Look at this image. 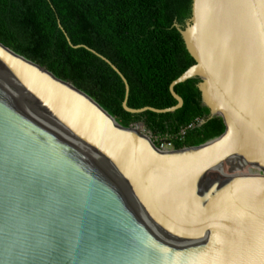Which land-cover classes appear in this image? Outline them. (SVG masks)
<instances>
[{"label":"water","instance_id":"95a60500","mask_svg":"<svg viewBox=\"0 0 264 264\" xmlns=\"http://www.w3.org/2000/svg\"><path fill=\"white\" fill-rule=\"evenodd\" d=\"M174 27L194 64L160 110L129 108L120 71L69 42L116 72L132 115L175 113L199 80L198 126L224 131L169 151L0 43V264H264V0H192Z\"/></svg>","mask_w":264,"mask_h":264},{"label":"trees","instance_id":"16d2710c","mask_svg":"<svg viewBox=\"0 0 264 264\" xmlns=\"http://www.w3.org/2000/svg\"><path fill=\"white\" fill-rule=\"evenodd\" d=\"M191 3L0 0V43L91 97L119 125L143 122L152 139L169 141L171 149L179 150L212 141L224 131L219 117L198 126L209 114L201 103L198 79L175 87L183 100L175 113L132 115L122 108L125 85L116 72L90 51L72 46L88 47L120 71L129 86V108L173 107L177 102L169 86L194 64L174 27L185 25Z\"/></svg>","mask_w":264,"mask_h":264},{"label":"built area","instance_id":"2783aa9c","mask_svg":"<svg viewBox=\"0 0 264 264\" xmlns=\"http://www.w3.org/2000/svg\"><path fill=\"white\" fill-rule=\"evenodd\" d=\"M148 134V133H147ZM150 135V134H149ZM184 135V131L181 132V136ZM150 137V136H149ZM150 139L152 140V142L154 143L155 145V142L156 140L152 139V137H150ZM156 146V145H155ZM158 149H160L161 151H169L170 148V142L169 141H161V140H158V144L157 146Z\"/></svg>","mask_w":264,"mask_h":264},{"label":"rangeland","instance_id":"374dc122","mask_svg":"<svg viewBox=\"0 0 264 264\" xmlns=\"http://www.w3.org/2000/svg\"><path fill=\"white\" fill-rule=\"evenodd\" d=\"M131 127H133V128H136L138 131H140L142 134H147V132H145V129H143V128H140V127H138V125H136V124H132V125H130ZM144 130V131H143ZM148 136H150L149 134H147ZM146 136V135H145ZM147 136V137H148ZM151 137V136H150ZM149 138V137H148ZM158 144V140L155 142V145H157ZM169 150H173V149H169Z\"/></svg>","mask_w":264,"mask_h":264},{"label":"bare ground","instance_id":"6f19581e","mask_svg":"<svg viewBox=\"0 0 264 264\" xmlns=\"http://www.w3.org/2000/svg\"><path fill=\"white\" fill-rule=\"evenodd\" d=\"M147 137V136H146ZM148 138V137H147ZM154 144V143H153Z\"/></svg>","mask_w":264,"mask_h":264}]
</instances>
